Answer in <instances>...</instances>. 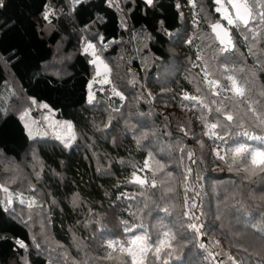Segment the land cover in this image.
Listing matches in <instances>:
<instances>
[{"label": "trees", "instance_id": "trees-1", "mask_svg": "<svg viewBox=\"0 0 264 264\" xmlns=\"http://www.w3.org/2000/svg\"><path fill=\"white\" fill-rule=\"evenodd\" d=\"M248 3L245 28L216 0H0V264H132L107 245L152 247L165 232L171 255L147 264H264V174L228 155L264 151V0ZM214 22L233 51L221 52ZM88 44L109 69L91 95ZM36 103L71 123V146L27 135L21 117ZM202 117L223 125L219 136Z\"/></svg>", "mask_w": 264, "mask_h": 264}, {"label": "snow or ice", "instance_id": "snow-or-ice-1", "mask_svg": "<svg viewBox=\"0 0 264 264\" xmlns=\"http://www.w3.org/2000/svg\"><path fill=\"white\" fill-rule=\"evenodd\" d=\"M145 3L149 6L153 4V0H145ZM189 3L195 6L194 0H189ZM218 7V11L223 12L224 5L221 4V0H216ZM228 3L231 5V8L234 12V15H222L221 19L226 20L228 25H231L233 27H236L238 25H243L245 28L248 27L254 12H253V5H250L248 3V0H228ZM111 6V5H110ZM51 15L50 12L46 11L44 14V19L48 20L49 16ZM260 23L264 24V12L259 13ZM212 32L215 35L216 40L218 41L219 45L221 46V52H229L233 51V42L231 40V37L229 36V33L227 29L222 28L220 23L214 22L211 25ZM91 51V55L94 57L92 60V63L97 66H102L103 70L106 73L109 72V69L107 65H103V62L99 60V58L96 56V53L93 49V46L91 44L86 45L84 51L86 53ZM99 71L97 72V75H99ZM229 80L232 81V85L230 88V91L232 92L234 97L237 98H244L245 97V89L242 87H239L236 83V81L229 76ZM105 83L107 80L104 81ZM210 87L216 88L218 85L215 81H210ZM116 95H120L118 92L115 93ZM215 95V93H212ZM261 96H264V90L260 93ZM185 99H189V97H185ZM192 99H195L193 97ZM198 103H201L200 101H197ZM35 103V101H33ZM42 107L47 108V105H42ZM215 112L220 113L223 115L224 120L228 121L229 123L234 122L235 117L230 113H224L222 107H216L213 109ZM251 110V107H250ZM26 115V114H25ZM255 120L260 124V126L264 127V112L260 113L259 115H256L254 113ZM24 117H21L23 119ZM202 119L205 121V127L207 128V131L205 132V135L209 136V138L217 137L219 136V133H217V129L220 127H223V125L219 122L217 123H207V118L202 117ZM27 127V125H26ZM69 129V132H71V125L66 126ZM246 134V133H245ZM222 138V137H220ZM217 159L219 160H225V156L220 155L219 153H216ZM232 164H235L239 166L241 161L245 162V171L248 172L251 175L256 174H264V151L261 152H250L248 147H246L244 144H239L235 148H233L230 153L228 154ZM192 158V154H189V159ZM231 167V165H229ZM135 183H138L139 185L143 186L145 181L140 180L139 178H135ZM155 185H153L154 187ZM6 191V190H5ZM185 191H187V188H185ZM187 204V202H185ZM192 208H195L196 205H191ZM184 216L187 220H199V217H195L192 215H189V212H185ZM187 228L189 231L198 232L199 227L196 223H189L187 225ZM165 239L161 240L159 244L150 247L147 243L148 238L147 237H136L135 239L131 240L129 243L131 246L128 247H120L117 243L113 242L107 245L109 249H111V252L108 255L109 259H118L119 257H113L112 252H119L121 256H128L132 259V264H147L148 257L152 256L155 259H160V253L162 251L167 250L168 254L171 255L172 252V242L176 239L175 234L170 232H165L164 234ZM17 245L20 248L24 247V244L20 241H17ZM217 244L214 243L213 247H216ZM203 247V246H202ZM261 248L264 249V240L261 242ZM262 256H264V253H262ZM229 260L233 261V258L229 256ZM165 264L167 262L165 261ZM233 264L235 262L233 261Z\"/></svg>", "mask_w": 264, "mask_h": 264}, {"label": "rangeland", "instance_id": "rangeland-1", "mask_svg": "<svg viewBox=\"0 0 264 264\" xmlns=\"http://www.w3.org/2000/svg\"><path fill=\"white\" fill-rule=\"evenodd\" d=\"M221 4L224 5L223 12L220 15H234L231 5L226 4L221 0ZM219 5H217L218 10ZM226 21V20H225ZM227 22V21H226ZM100 60V59H99ZM96 66V71H99V75H96L93 82L89 85V95L92 94L93 90L97 87L96 82L99 83L98 86L105 85L108 83V75L105 74L102 66ZM107 80L105 83L104 81ZM41 103H36L35 110L38 111L37 115L28 114L22 119V124L25 127V131L30 138H42L49 137L52 139L59 140L66 147H69L74 142V133L71 123L68 120L58 118L55 111L47 106V108L42 107ZM71 125V132L66 127ZM27 125V127H26Z\"/></svg>", "mask_w": 264, "mask_h": 264}, {"label": "water", "instance_id": "water-1", "mask_svg": "<svg viewBox=\"0 0 264 264\" xmlns=\"http://www.w3.org/2000/svg\"><path fill=\"white\" fill-rule=\"evenodd\" d=\"M234 13V12H233ZM221 25V24H220ZM222 28H224L222 25H221Z\"/></svg>", "mask_w": 264, "mask_h": 264}]
</instances>
